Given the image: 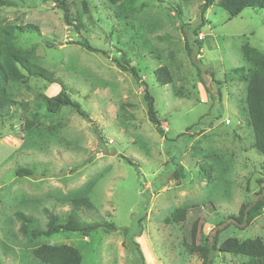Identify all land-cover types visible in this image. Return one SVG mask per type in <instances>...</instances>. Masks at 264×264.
<instances>
[{
    "label": "rangeland",
    "instance_id": "374dc122",
    "mask_svg": "<svg viewBox=\"0 0 264 264\" xmlns=\"http://www.w3.org/2000/svg\"><path fill=\"white\" fill-rule=\"evenodd\" d=\"M7 1L11 7L0 10V20L38 27V33L15 35L14 42L36 49L54 83L31 78V89L16 88L18 104L0 119V264H37L31 250L42 244L76 247L81 264H140L123 228L146 264H201L200 254L187 249L194 222L197 245H211L218 231L221 240L264 242V210L248 226L230 218L260 197L257 181H264V156L252 148L244 113V85L231 74L248 67L242 45L264 52L263 11L247 8L229 19L217 0L199 27L201 49H194L193 60L185 39L191 41L200 25V2L123 0L112 6L65 0L68 25L49 0ZM83 41L98 52L71 44ZM122 58L136 68L139 81L119 70ZM162 66L172 77L166 86L153 75ZM141 82L154 98L165 137L148 121ZM61 91L86 118L68 107L47 112L45 97ZM26 121L33 123L28 131ZM201 161L212 167L210 183L199 172ZM176 164L184 169L178 185L172 178ZM21 169L32 175L17 176ZM84 196L94 208L80 210V220L113 223L116 232L98 230L87 238L60 232L30 242L20 234L15 213L45 229L48 213L64 220L71 201ZM183 206L189 207L184 221L171 223V213ZM211 259L246 262L218 252Z\"/></svg>",
    "mask_w": 264,
    "mask_h": 264
},
{
    "label": "trees",
    "instance_id": "16d2710c",
    "mask_svg": "<svg viewBox=\"0 0 264 264\" xmlns=\"http://www.w3.org/2000/svg\"><path fill=\"white\" fill-rule=\"evenodd\" d=\"M49 1L53 3L57 10L62 12L65 23L69 25V9L65 0ZM122 1L123 0H106V2L112 6H115ZM182 1L201 3L198 10L200 25L193 29V38L191 41H189L187 37L185 39L186 51L190 59H193L194 49L196 48V53L201 49V43L196 39L199 27L205 23L204 15L206 11L212 5H215L217 0ZM82 5L85 6V1H82ZM217 5L227 12L229 19L237 17L244 9L247 8L258 9L264 13V0H218ZM8 7H11V4L7 0H0V10ZM185 26L183 25L182 27L184 28ZM125 27H130L131 29L133 28L129 24H126ZM38 30V27L33 24L19 26L10 23L4 24L3 21L0 20V119L9 117L12 108L18 104V102L15 101L14 95V90L16 88H24L27 90L31 89L29 86L31 78L41 79L48 84L54 83L53 73L40 66L36 49L32 47L22 50L19 49L14 42L15 35L27 32L38 33ZM71 44L80 46L89 52H98L86 41ZM240 51L243 60L248 64V67L235 68L231 71V74L233 78L237 79L244 85V113L248 118V126L251 128L253 134L252 148L264 156V52L251 48L248 44L242 45ZM123 62L124 65L116 63L119 70L129 73L136 81H139L138 71L136 68L130 66L128 61L125 59H123ZM153 75L157 83L162 86L172 83V77L168 69L164 66L157 68L153 72ZM142 85L144 86V101L146 103L148 121L154 126L155 132L160 137H165L164 130L157 118L154 98L150 95L147 86L144 83H142ZM45 102L47 112L50 114H56L61 108L68 107L73 109L80 116L85 117V115H83L80 111L79 105L74 103L70 99V96L63 91L52 97H45ZM19 105L23 107L24 110L27 109L25 103H19ZM32 125L33 123L26 121V130H30ZM125 161L131 163L128 159H125ZM199 172L207 183L211 182L213 170L210 165L201 161L199 164ZM16 174L17 176L22 177L32 175L30 171L24 169L17 171ZM172 178L175 185H178L184 178V169L181 165H175ZM257 182L261 185V190L258 194L260 197L258 199L256 198L252 204H242L239 208L238 215L230 217L233 221L240 225H250L252 221L264 210V181L259 179ZM71 206L72 208L70 213L64 220H61L54 214L48 213V222L45 229L38 228L35 219L32 217L18 212L15 213V218L20 223V234L27 240V242H30L31 240H35L40 237H51L60 232L73 233L82 238H87L91 233L98 230H101L104 233L117 231V228L113 223L106 221L87 223L80 220L78 215L80 210L86 209L90 211L94 208L88 197L84 196L73 199L71 201ZM188 209L189 207L183 206L171 213V223L177 224L183 222ZM229 224L234 226L233 223H228V225ZM197 232V222H194L190 232L191 242L187 246V249L190 252L200 254L202 257L201 264H212V252L230 254L245 258V264H264V242L258 237L248 238L242 241L235 237H226L221 240V232L218 231L216 232V235L213 236L211 245H197ZM122 235L126 242L129 243V248L132 249L133 254L137 257V259H139L140 264H146L144 262V256L139 244L136 240H133V238L130 237L129 230L127 228H123ZM31 253L32 256L38 260L37 264L82 263L80 251L76 247L69 244H42L37 248L32 249Z\"/></svg>",
    "mask_w": 264,
    "mask_h": 264
}]
</instances>
